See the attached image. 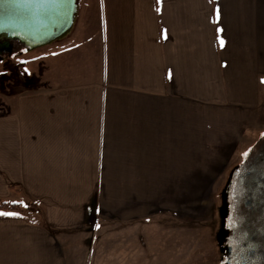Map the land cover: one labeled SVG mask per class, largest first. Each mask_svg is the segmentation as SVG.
I'll return each instance as SVG.
<instances>
[{"label":"crops","instance_id":"crops-1","mask_svg":"<svg viewBox=\"0 0 264 264\" xmlns=\"http://www.w3.org/2000/svg\"><path fill=\"white\" fill-rule=\"evenodd\" d=\"M77 35L2 76L0 201L22 211L0 264H70V236L147 222L264 124V0H98Z\"/></svg>","mask_w":264,"mask_h":264},{"label":"rangeland","instance_id":"rangeland-1","mask_svg":"<svg viewBox=\"0 0 264 264\" xmlns=\"http://www.w3.org/2000/svg\"><path fill=\"white\" fill-rule=\"evenodd\" d=\"M98 0H80L79 11L72 32L51 45L26 52L15 47L11 59L0 62V96L4 71H10L13 84H18L19 69L25 64L48 69L50 54L62 46L67 38L78 36L81 24L88 22L97 10ZM89 7V8H88ZM18 54H22L19 56ZM33 65H31L32 67ZM28 83H36L32 76ZM8 80V79H7ZM6 80V81H7ZM26 83V82H25ZM264 143V124L251 125L250 131L238 144L233 156L202 158L200 182L185 190L184 200L174 205L149 204V220L130 223L101 221L69 237L70 264H220L217 239L220 230L219 208L222 191L240 155L258 143ZM212 161L214 167L206 165ZM149 201H162V195Z\"/></svg>","mask_w":264,"mask_h":264},{"label":"flooded vegetation","instance_id":"flooded-vegetation-1","mask_svg":"<svg viewBox=\"0 0 264 264\" xmlns=\"http://www.w3.org/2000/svg\"><path fill=\"white\" fill-rule=\"evenodd\" d=\"M240 158L228 174L221 195L217 239L220 264H264V143L249 148Z\"/></svg>","mask_w":264,"mask_h":264},{"label":"water","instance_id":"water-1","mask_svg":"<svg viewBox=\"0 0 264 264\" xmlns=\"http://www.w3.org/2000/svg\"><path fill=\"white\" fill-rule=\"evenodd\" d=\"M80 0H0V62L18 43L28 53L66 38L73 30ZM4 39V42H1ZM226 197L221 209L224 226Z\"/></svg>","mask_w":264,"mask_h":264},{"label":"trees","instance_id":"trees-1","mask_svg":"<svg viewBox=\"0 0 264 264\" xmlns=\"http://www.w3.org/2000/svg\"><path fill=\"white\" fill-rule=\"evenodd\" d=\"M0 211H22V209L18 204H11L0 201Z\"/></svg>","mask_w":264,"mask_h":264},{"label":"snow or ice","instance_id":"snow-or-ice-1","mask_svg":"<svg viewBox=\"0 0 264 264\" xmlns=\"http://www.w3.org/2000/svg\"><path fill=\"white\" fill-rule=\"evenodd\" d=\"M221 45H223V41H221ZM245 155H247V153H245ZM0 215H4V216H19L20 213H17V212H2V211H0Z\"/></svg>","mask_w":264,"mask_h":264}]
</instances>
